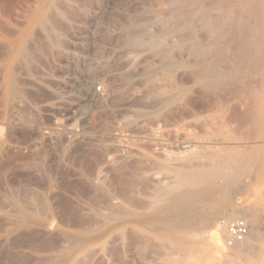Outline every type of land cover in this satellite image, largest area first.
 <instances>
[{
    "label": "rangeland",
    "instance_id": "rangeland-1",
    "mask_svg": "<svg viewBox=\"0 0 264 264\" xmlns=\"http://www.w3.org/2000/svg\"><path fill=\"white\" fill-rule=\"evenodd\" d=\"M172 1L0 0V264H160L174 256L138 223L141 215L117 228L119 238L109 220V203L140 210L156 182L169 181L156 168L133 174L128 162L135 154L128 151H139L151 124L142 115L149 108L130 99L142 90L137 73L148 64L160 70L158 58L144 44L138 52L131 38L161 35L166 11L186 0ZM187 106L179 109L194 110ZM238 184L230 188L231 204L257 210L264 185ZM201 248V263L215 264Z\"/></svg>",
    "mask_w": 264,
    "mask_h": 264
},
{
    "label": "bare ground",
    "instance_id": "bare-ground-1",
    "mask_svg": "<svg viewBox=\"0 0 264 264\" xmlns=\"http://www.w3.org/2000/svg\"><path fill=\"white\" fill-rule=\"evenodd\" d=\"M181 4L182 7L173 6L166 11L161 35H151L148 41L137 33L131 38L132 45L144 44L158 58L160 70H155L157 65L153 68L148 64L137 73L142 90L131 94L130 99L137 106L149 108L142 115L151 124L145 123L147 130L141 136L145 145L138 140L145 148L137 141L132 143L140 149L135 153L131 148L128 152L135 156L127 162L133 174L156 168L169 181L156 180L157 186L147 194L150 201H145L140 210L137 204L138 210L133 205L122 210L113 204L115 201L109 203L110 233L141 215L138 223L153 229L151 232L173 252L168 264H202V246L209 249L210 254H205L216 257L215 264H264V200L257 203L260 217L253 204L250 211L235 209L230 190L236 184L241 186L238 183L264 185V0H186ZM174 51L188 60L179 58ZM177 68L182 69L180 73ZM184 106L195 111L179 109ZM197 130L201 133L194 132ZM170 146L181 150L173 153L166 149ZM131 182L129 185H134ZM235 216L244 218L249 231L254 227V232L250 236L248 233L234 251H228L224 230ZM102 219L104 224L108 216ZM244 242H248L244 249L238 248ZM167 260L161 263L166 264Z\"/></svg>",
    "mask_w": 264,
    "mask_h": 264
},
{
    "label": "built area",
    "instance_id": "built-area-1",
    "mask_svg": "<svg viewBox=\"0 0 264 264\" xmlns=\"http://www.w3.org/2000/svg\"><path fill=\"white\" fill-rule=\"evenodd\" d=\"M100 90V87H96ZM249 233V227L244 218H231L225 225L224 243L227 247H234L243 242Z\"/></svg>",
    "mask_w": 264,
    "mask_h": 264
}]
</instances>
